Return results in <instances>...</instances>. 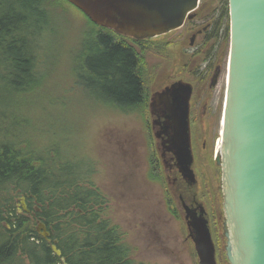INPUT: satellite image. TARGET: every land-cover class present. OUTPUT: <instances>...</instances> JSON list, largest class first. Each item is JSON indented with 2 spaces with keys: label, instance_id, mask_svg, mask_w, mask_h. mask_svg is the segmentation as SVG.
<instances>
[{
  "label": "trees",
  "instance_id": "1",
  "mask_svg": "<svg viewBox=\"0 0 264 264\" xmlns=\"http://www.w3.org/2000/svg\"><path fill=\"white\" fill-rule=\"evenodd\" d=\"M54 4L0 0V264H62L61 259L65 264H137L107 217L86 166L44 143L25 117L53 69L42 66L41 41ZM223 17L228 23L227 0L208 39L218 38ZM86 20L95 29L94 46L80 71L71 73L77 90L111 111L144 110L143 64L134 46L147 40L124 38ZM227 31L222 32L225 38ZM30 134L40 137L33 141ZM18 198H24L29 213H17ZM38 223L48 232L49 243L38 235ZM52 244L60 257L51 251Z\"/></svg>",
  "mask_w": 264,
  "mask_h": 264
},
{
  "label": "rangeland",
  "instance_id": "2",
  "mask_svg": "<svg viewBox=\"0 0 264 264\" xmlns=\"http://www.w3.org/2000/svg\"><path fill=\"white\" fill-rule=\"evenodd\" d=\"M200 1L206 10L202 23L211 24L212 30L218 25L216 17L225 0ZM50 8L51 22L41 41V57L43 68L53 69L36 97L37 103L25 112V117L42 135L44 143L55 145L61 152H67L66 158L86 166L93 187L104 199L107 217L130 245L132 259L137 264H198L192 242L187 238L183 209L171 197L167 180L155 163L154 132L148 112L149 99L171 70L173 59L190 48L174 32L161 39H146L144 45H135L134 50L143 64L146 108L134 113L111 111L94 104L83 89L77 90L71 77V73L78 72L88 49L94 46L95 29L81 12L61 0H55ZM219 22L222 23L219 36L216 40L207 39L205 50L222 63L218 90L226 80L229 48L227 17ZM225 29L228 38L223 37ZM210 32L207 31L206 37ZM180 76V72L174 74L175 78ZM39 137L30 136L33 141ZM209 189L210 185L202 189L206 193L202 197L205 203L211 197ZM22 206L20 198L16 199L17 213L24 211ZM24 206L29 213L25 201ZM207 211L216 264H227L223 251L225 240L219 222L214 219L221 213L211 204Z\"/></svg>",
  "mask_w": 264,
  "mask_h": 264
},
{
  "label": "water",
  "instance_id": "3",
  "mask_svg": "<svg viewBox=\"0 0 264 264\" xmlns=\"http://www.w3.org/2000/svg\"><path fill=\"white\" fill-rule=\"evenodd\" d=\"M93 25L143 41L180 29L199 0H64ZM229 49L225 96L217 142L221 169L223 247L227 264H264V0H227ZM190 86L177 81L153 92L150 125L188 175L192 158L188 111ZM154 115L162 121L154 124ZM188 172V173H187ZM24 207V199L20 198ZM187 238L198 264H216L205 219L190 217ZM41 230V231H40ZM47 240L42 223L36 229ZM52 251L60 252L51 246Z\"/></svg>",
  "mask_w": 264,
  "mask_h": 264
},
{
  "label": "flooded vegetation",
  "instance_id": "4",
  "mask_svg": "<svg viewBox=\"0 0 264 264\" xmlns=\"http://www.w3.org/2000/svg\"><path fill=\"white\" fill-rule=\"evenodd\" d=\"M205 11V6L200 1L193 17L190 20L187 19L180 29L174 31V33H179L180 36L178 37L187 43L190 49L187 53L181 52L176 55L171 70L154 91H160L177 81H182L190 86L191 95L188 111L189 146L192 158L189 166L190 172L188 175L181 172L176 165L174 155L167 150L166 138L162 135L157 138L154 137L155 163H158L159 169L167 180L171 197L183 209L181 211H183L182 216L185 224L190 217L198 218L201 216L206 220L209 229L210 214L207 208L208 204H211L212 206L215 205L222 214L219 215L218 219L214 217L215 222H219L222 232L221 169L217 162L216 140H218L226 80L224 86L221 85L220 90H218L222 63L213 53L205 52L208 39L206 33L211 31V24L202 23ZM165 36L154 39H161ZM176 72L181 73L179 78L174 77ZM160 121H162L161 118L154 115V124ZM158 132L159 127L154 125V134H158ZM213 153L215 154L214 159ZM208 185H210L209 195L211 197L207 198V203H205L202 197H206V193L202 189Z\"/></svg>",
  "mask_w": 264,
  "mask_h": 264
},
{
  "label": "bare ground",
  "instance_id": "5",
  "mask_svg": "<svg viewBox=\"0 0 264 264\" xmlns=\"http://www.w3.org/2000/svg\"><path fill=\"white\" fill-rule=\"evenodd\" d=\"M217 147H218V145H217ZM217 154H218V153H217ZM23 199H24V198H23ZM22 207H23V206H22ZM24 207H25V206H24ZM23 210H24L25 212L27 211L26 208H25V209L23 208ZM38 224H39V223H38ZM37 228H38V225H37ZM37 228H36V229H37ZM48 237H49V236H48ZM47 240H48V242H47L46 240H45V241H46L47 243H49L50 240H49L48 238H47ZM51 246H54V245H53V244L50 245V249H51ZM54 247H55V246H54ZM55 249H56V247H55ZM56 250H57V249H56ZM51 251H52V249H51ZM58 251H59V250H58ZM52 252H53V251H52ZM59 252H60V251H59ZM53 253H54V252H53ZM54 254H55V253H54ZM55 255H56V254H55ZM56 256H57V255H56ZM57 257H60V256H57ZM61 262H62V264H65V262H64L63 259H61Z\"/></svg>",
  "mask_w": 264,
  "mask_h": 264
}]
</instances>
